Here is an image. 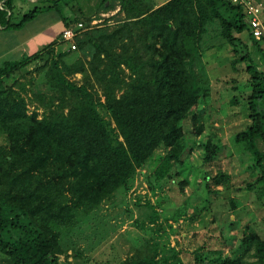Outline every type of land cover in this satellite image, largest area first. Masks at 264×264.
<instances>
[{"label": "trees", "instance_id": "16d2710c", "mask_svg": "<svg viewBox=\"0 0 264 264\" xmlns=\"http://www.w3.org/2000/svg\"><path fill=\"white\" fill-rule=\"evenodd\" d=\"M2 1L0 28L22 30L41 13L56 12L62 34L80 22L87 29L76 38L74 51L67 44L57 53L56 41L42 52L0 67V135L7 143L0 146L3 264H69L61 262L60 230L76 226L79 215L89 216L120 190H129L138 171L160 149L165 153L150 174L154 187L180 178L184 192L189 185L185 170L197 146L204 166L210 168L219 160L220 143L209 138L198 142L206 126L197 124L194 113L201 100L210 98L203 45L213 25L232 48L234 69L245 64L249 76L251 93L233 104H243L252 123L235 142L260 171L245 189H260L264 196V151L259 147L264 143V72L251 53L253 46L264 63V41L253 37L242 6L230 0H168L162 5L155 0H99L94 13H87L72 0H39L20 23L11 24L15 0ZM115 11L91 28L95 14ZM75 53L78 59L66 62ZM33 64L51 94H35L29 101L34 79L24 80L23 73L32 75L28 69ZM78 74L80 82L73 80ZM35 103L30 112L29 104ZM39 109L44 110L42 116ZM190 117L195 127L188 133L185 123ZM204 179L209 193L212 187L229 188L230 177L222 171ZM231 204L236 209V203ZM148 206L155 226L160 214ZM145 249L125 264H183L178 258L161 257L158 245ZM204 251L206 247L196 252L199 264L206 263ZM220 251L211 250L208 256L214 257L209 261L245 264L251 258L249 264H264V237L245 234L226 259Z\"/></svg>", "mask_w": 264, "mask_h": 264}, {"label": "rangeland", "instance_id": "374dc122", "mask_svg": "<svg viewBox=\"0 0 264 264\" xmlns=\"http://www.w3.org/2000/svg\"><path fill=\"white\" fill-rule=\"evenodd\" d=\"M38 1L16 0L11 24L20 23L24 15L39 6ZM72 1L84 7L87 13H94L99 4V0ZM155 1L162 5L168 0ZM3 4L0 2L1 6ZM117 11L103 13L99 15L101 17L95 14L91 28L103 24ZM94 21L98 25L93 26ZM62 31L60 16L56 12H43L26 26L18 40L36 35L30 44L32 53L42 52L59 41L55 47L59 53L67 48V44L61 41ZM219 31L218 26H211L203 45V64L211 80L210 98L201 100L198 110L194 111L197 124L206 126L204 136L198 142L209 138L220 143L223 152L219 160L210 168L204 166L201 160L203 151L197 146L185 170L189 185L183 192L178 184L180 178L176 179V183L169 182L161 188L154 187L151 182V175L165 153L163 149L158 150L149 165L140 169L132 179L129 190H120L91 215H79L76 226L60 230L64 251L61 262L125 264L135 260L138 251L146 250L145 246L150 244V247L159 246L161 257L178 258L183 264H199L196 262V252L206 247L202 253L206 263L216 264L209 261L214 257L208 256L211 250H221L222 258L226 259L234 255L245 234L257 232L264 237V196L260 189L255 192L245 189L248 182L255 181L260 171L253 157L235 142L236 135L252 123L244 105L233 104L234 99L241 100L251 93L249 76L245 64L238 65V70L234 69L232 48L221 38ZM251 53L264 72L258 50L251 46ZM78 57V53L72 54L66 62L73 63ZM17 59L23 58L20 56ZM3 61L0 58V67ZM34 68L35 64L28 69L32 75L23 73L24 80L34 79V86L27 97L29 101L35 99V94H51L44 75H38ZM81 79V74L73 78L77 82ZM29 108L30 112L35 111L36 103L29 104ZM100 111L110 120L104 109ZM43 112V109L38 110L41 116ZM194 127L195 123L190 117L185 123L186 131L190 133ZM5 145L6 139L0 135V146ZM259 147L264 151V143L261 142ZM219 171L230 177L229 188L212 187L213 192L209 193L204 177L208 174L215 176ZM232 201L236 203V209H233ZM148 203L160 214L155 226H151V219L155 216ZM3 261L0 256V264ZM251 261L253 259L247 258L245 264Z\"/></svg>", "mask_w": 264, "mask_h": 264}, {"label": "built area", "instance_id": "2783aa9c", "mask_svg": "<svg viewBox=\"0 0 264 264\" xmlns=\"http://www.w3.org/2000/svg\"><path fill=\"white\" fill-rule=\"evenodd\" d=\"M234 5H240L244 8L247 20L250 24L253 37L260 42L264 41V22L262 21V13L264 12V2H256L255 0H230ZM93 26L98 25L94 21ZM86 26L83 22L77 23L74 26L66 29L62 34V42L69 45L71 50H76L77 46L75 40L83 32Z\"/></svg>", "mask_w": 264, "mask_h": 264}, {"label": "crops", "instance_id": "0c3cea01", "mask_svg": "<svg viewBox=\"0 0 264 264\" xmlns=\"http://www.w3.org/2000/svg\"><path fill=\"white\" fill-rule=\"evenodd\" d=\"M16 1V0H15ZM256 2H264V0H255ZM4 2V1H2ZM1 2V3H2ZM262 21L264 22V12L262 13ZM26 29L22 30H7L1 27L0 29V58L5 62L19 60L17 58H22L28 56V54H35L31 52L30 44L35 40L36 35H28L26 38H20L21 33ZM38 35V34H37ZM262 49L264 51V43L262 44ZM30 56V55H29ZM261 56V55H260Z\"/></svg>", "mask_w": 264, "mask_h": 264}]
</instances>
